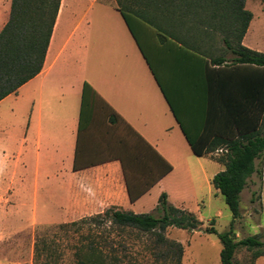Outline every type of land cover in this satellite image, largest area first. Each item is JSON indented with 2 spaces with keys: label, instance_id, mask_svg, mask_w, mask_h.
I'll return each instance as SVG.
<instances>
[{
  "label": "crops",
  "instance_id": "1",
  "mask_svg": "<svg viewBox=\"0 0 264 264\" xmlns=\"http://www.w3.org/2000/svg\"><path fill=\"white\" fill-rule=\"evenodd\" d=\"M244 1L252 18L241 43L261 52L247 39L255 17ZM96 2L60 0L41 71L0 100L1 218L28 197L70 224L109 208L156 210L162 193L189 212L190 193L196 204L218 194L211 180L224 148L198 156L187 138L202 148L229 131L239 72L229 52L198 40L191 21L138 20L139 38L116 5L96 11ZM10 6L0 0V30ZM190 153L200 158L194 174L183 164Z\"/></svg>",
  "mask_w": 264,
  "mask_h": 264
},
{
  "label": "trees",
  "instance_id": "2",
  "mask_svg": "<svg viewBox=\"0 0 264 264\" xmlns=\"http://www.w3.org/2000/svg\"><path fill=\"white\" fill-rule=\"evenodd\" d=\"M132 32L128 14L137 20L145 21L161 29L163 20L192 22L198 40L220 42L222 50L231 54L229 64L239 72L230 74L229 106L225 120L228 133L222 139L198 148L187 138L194 154L201 156L214 152L218 147L224 151L215 158L224 169L216 173L211 184L222 195L232 214L229 229L217 233L210 225L205 232L217 233L222 247L219 253L220 264H234L233 258L239 247L251 252V264L264 256V229L258 234L235 240L233 224L240 216L239 195L253 174L262 179L261 163L254 161L264 155V53L242 45L252 13L245 9L244 0H114ZM60 0H11L8 20L0 30V100L15 92L22 84L37 75L43 61ZM225 61L215 58V64ZM87 85L85 84L84 87ZM260 199L257 191L251 193V202ZM159 216L150 213H134L109 208L92 217L94 223L103 219L119 228H134L141 232H155L157 241L168 242L176 247L177 262L183 254L180 243L168 241L163 232L168 227L187 231L199 228L200 222L186 210L178 209L166 201L161 194L156 207ZM214 219L210 220V224ZM53 252L44 239L34 244V262L42 256L48 260ZM73 255L77 264H119L112 251H106L94 239ZM47 260L44 264H47Z\"/></svg>",
  "mask_w": 264,
  "mask_h": 264
},
{
  "label": "rangeland",
  "instance_id": "3",
  "mask_svg": "<svg viewBox=\"0 0 264 264\" xmlns=\"http://www.w3.org/2000/svg\"><path fill=\"white\" fill-rule=\"evenodd\" d=\"M114 5H116L114 0H98L95 10L105 6L111 9ZM247 6L251 8L255 17L250 24L247 39L264 53V0H247ZM128 18L133 31L139 37L138 20L131 14H128ZM199 160L200 158L190 153L183 157V164L191 168L194 174ZM259 163L262 167L261 181L253 174L239 195L240 216L233 224L235 240L258 234L264 229V155L260 160L254 161L255 166ZM181 188L189 192L190 186L182 185ZM257 190L261 204L260 199L254 202L250 200L251 193ZM202 201L196 204L190 193L187 203L188 210L201 223L199 228L187 231L168 227L162 233L168 241L183 246L180 264H220L219 253L222 244L217 233L229 229L232 214L220 193L212 194L208 199L203 193ZM149 206L151 205L141 207L140 212L160 215L157 209L149 211L147 209ZM58 216L60 214L53 211L50 214L46 213L45 204L40 198L33 203L28 197L19 215H12L8 219L0 217V228H5V235L0 236V264H35L34 244L41 239L47 242L53 254L48 260L42 256L36 264H44L45 260L47 264H77L73 253L92 239L106 251H112L119 264H178L176 247L168 242L157 241L156 231L147 233L134 228H119L111 225L107 219L96 224L92 220L96 215L63 224L57 220ZM211 219H214L212 224ZM210 225L217 233L204 231V228ZM233 263L251 264V252L239 247L234 254ZM254 264H264V256L257 258Z\"/></svg>",
  "mask_w": 264,
  "mask_h": 264
},
{
  "label": "built area",
  "instance_id": "4",
  "mask_svg": "<svg viewBox=\"0 0 264 264\" xmlns=\"http://www.w3.org/2000/svg\"><path fill=\"white\" fill-rule=\"evenodd\" d=\"M222 152V150H220Z\"/></svg>",
  "mask_w": 264,
  "mask_h": 264
}]
</instances>
